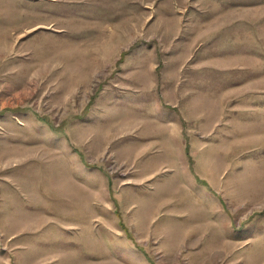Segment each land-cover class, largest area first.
I'll use <instances>...</instances> for the list:
<instances>
[{"label": "rangeland", "instance_id": "1", "mask_svg": "<svg viewBox=\"0 0 264 264\" xmlns=\"http://www.w3.org/2000/svg\"><path fill=\"white\" fill-rule=\"evenodd\" d=\"M0 264H264V0H0Z\"/></svg>", "mask_w": 264, "mask_h": 264}, {"label": "trees", "instance_id": "2", "mask_svg": "<svg viewBox=\"0 0 264 264\" xmlns=\"http://www.w3.org/2000/svg\"><path fill=\"white\" fill-rule=\"evenodd\" d=\"M186 151H187V153L189 154V145L186 146ZM189 157H190V156H189ZM199 181H200V183L206 185V182H204V181H202V180H199Z\"/></svg>", "mask_w": 264, "mask_h": 264}, {"label": "bare ground", "instance_id": "3", "mask_svg": "<svg viewBox=\"0 0 264 264\" xmlns=\"http://www.w3.org/2000/svg\"><path fill=\"white\" fill-rule=\"evenodd\" d=\"M7 46V45H6ZM3 48V47H2Z\"/></svg>", "mask_w": 264, "mask_h": 264}]
</instances>
